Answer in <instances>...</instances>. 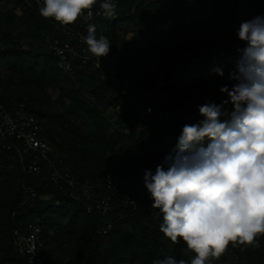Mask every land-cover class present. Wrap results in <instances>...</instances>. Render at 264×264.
Returning a JSON list of instances; mask_svg holds the SVG:
<instances>
[{
	"label": "trees",
	"instance_id": "16d2710c",
	"mask_svg": "<svg viewBox=\"0 0 264 264\" xmlns=\"http://www.w3.org/2000/svg\"><path fill=\"white\" fill-rule=\"evenodd\" d=\"M239 8L232 0H117L115 22L94 24L97 37L106 36L112 46L103 67L116 69L122 86L152 90L157 109L175 113L187 107L200 118L199 106L221 104L227 96L220 88L236 83L230 74L236 71L237 48L244 46L235 35ZM55 23L43 18L32 0H0V104L8 110L23 104L35 116L59 157V170L81 182L113 173L136 186L117 195L107 216L87 213L51 180L45 165L34 176L16 151H3L0 264H28L14 245L13 229L25 231L37 220L48 264H153L169 256L190 264L194 254L183 240L173 243L161 233L158 209L135 210L125 201H152L144 186L145 170L154 171L175 148L183 126L200 119L175 118L144 127L127 98L92 61L75 59L71 73L58 68L57 56L46 45L47 37L58 36ZM217 67L223 77L213 72ZM162 72L169 75L164 86L157 81ZM214 86L218 90L208 101L200 99L198 93ZM109 225L112 229L104 234ZM228 259L264 264V236L250 245L230 243L206 264Z\"/></svg>",
	"mask_w": 264,
	"mask_h": 264
},
{
	"label": "clouds",
	"instance_id": "9594fccd",
	"mask_svg": "<svg viewBox=\"0 0 264 264\" xmlns=\"http://www.w3.org/2000/svg\"><path fill=\"white\" fill-rule=\"evenodd\" d=\"M40 15L61 26L73 25L97 0H42ZM105 17L116 15L115 0H101ZM88 24L83 37L92 56L104 58L112 47ZM244 45L221 104L199 106L203 119L183 126L175 148L145 170L144 186L152 208L163 215L160 231L175 243L182 239L194 254L190 264L219 258L228 245L253 244L264 236V16L242 21L235 32ZM221 77V68L213 69ZM153 264H188L169 256Z\"/></svg>",
	"mask_w": 264,
	"mask_h": 264
},
{
	"label": "built area",
	"instance_id": "2783aa9c",
	"mask_svg": "<svg viewBox=\"0 0 264 264\" xmlns=\"http://www.w3.org/2000/svg\"><path fill=\"white\" fill-rule=\"evenodd\" d=\"M100 2L101 0H97V4L91 9V16L85 13L73 25L61 26L55 23V32L58 36L47 37L46 45L57 56L58 68L71 73L74 70L75 59L81 58L84 62L92 61L113 82L120 95L127 98L135 110L136 118L144 127L162 125L175 118L184 121L203 119V117H196L187 107H182L175 113L170 110L157 109L152 104L154 98L152 90L136 89L128 84L122 86V78L118 71L111 67H103L107 63L108 57L97 58L91 55L83 39L87 35L84 30L88 24H95L99 20L117 18V14L113 17H105L100 8ZM115 2L117 4V0ZM32 3L38 9L43 6L42 0H32ZM75 44L81 49H77ZM157 81L160 86H164L169 81V75L162 72L157 76ZM42 133L41 123L25 109L23 104L14 110H8L0 104V155L3 151H16L22 161H27L26 170L34 176L40 175L43 172V165H45L51 171V180L59 185L60 189L68 190L70 198L81 202L87 213L107 216L117 195L123 190H132L136 186L131 179L113 173L104 174L97 182H81L71 174L59 170L56 165L59 157L57 154H53L51 145ZM28 191L33 193V190ZM152 203L153 201L147 199L136 198H128L125 201L126 205L141 211L153 210ZM111 229L112 225H109L103 233L106 234ZM13 241L18 253L27 258L28 264H48L43 251L45 244L42 239V227L39 220L30 223L25 231L14 228ZM236 262L238 259H228L220 264H235ZM210 264L217 263L211 262Z\"/></svg>",
	"mask_w": 264,
	"mask_h": 264
},
{
	"label": "rangeland",
	"instance_id": "374dc122",
	"mask_svg": "<svg viewBox=\"0 0 264 264\" xmlns=\"http://www.w3.org/2000/svg\"><path fill=\"white\" fill-rule=\"evenodd\" d=\"M234 3H239V20L236 23L235 28L238 29L239 25L242 21H246L249 20L253 17L256 16H264V8L262 7L264 5V0H232ZM116 19H111L110 23L113 24L115 22ZM178 27H182V25H178ZM173 45V42L170 43V46ZM153 75L156 74V70H154V72H152ZM218 90L217 86H214L210 92L207 93H198L200 99H204L205 101H208L210 97H212L214 95V93ZM53 95V97H55L56 95L54 93H51ZM182 104L184 105H188V106H192L193 108H195V106H193L188 100H184L182 102ZM127 130L130 131V128L127 127ZM135 132L139 133V130H134Z\"/></svg>",
	"mask_w": 264,
	"mask_h": 264
}]
</instances>
